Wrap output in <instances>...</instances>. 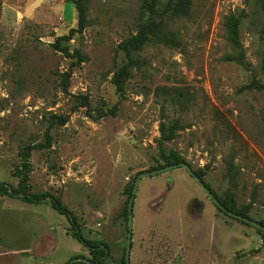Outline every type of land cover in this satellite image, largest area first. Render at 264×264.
I'll use <instances>...</instances> for the list:
<instances>
[{
  "label": "rangeland",
  "instance_id": "374dc122",
  "mask_svg": "<svg viewBox=\"0 0 264 264\" xmlns=\"http://www.w3.org/2000/svg\"><path fill=\"white\" fill-rule=\"evenodd\" d=\"M76 1L0 0V184L17 188L13 174L29 163L30 192L60 198L87 239L106 242L104 264H123L130 188L141 173L168 167L172 154L219 200L231 197L264 222V92L248 88L264 83V15L255 0H158L153 10L145 0H83L87 28L71 33ZM233 15L246 64L227 58ZM148 24L161 27L137 53L121 97L113 82L126 63L120 45ZM69 35L64 44L85 58L73 68L53 47ZM70 69L64 87L60 75ZM172 87L189 94L186 104L171 102L163 89ZM115 106L102 119L88 114ZM175 120V137L163 140L161 123ZM48 130L52 146L24 160L22 150L45 143ZM76 257L92 260L50 203L0 197V264ZM130 264H264V233L221 211L177 168L140 181Z\"/></svg>",
  "mask_w": 264,
  "mask_h": 264
},
{
  "label": "trees",
  "instance_id": "16d2710c",
  "mask_svg": "<svg viewBox=\"0 0 264 264\" xmlns=\"http://www.w3.org/2000/svg\"><path fill=\"white\" fill-rule=\"evenodd\" d=\"M158 0H145L144 5L153 10ZM76 8L79 14V27L77 30H71V33H83L84 30L87 28L88 19H87V9L86 5L83 0H77L75 2ZM255 7L257 11L264 15V0H255ZM247 17L245 11H243L242 17ZM240 26H241V18L238 16H231L226 23L227 27V34L228 40L233 46L234 53L228 55V60L230 62H237L240 64H246L245 55L243 52V47L240 41ZM161 27L160 24H148L144 25L138 32L137 35L132 36L128 40L124 41L120 48L125 53L126 56V63L123 64L114 74L113 82L116 86L117 92L123 97L125 93V86L127 80L130 78L132 71L134 68L138 67L139 61L136 59L137 53L141 51L153 34L157 33L158 29ZM72 39V35L63 36L56 40L53 44V47L56 51L61 52L66 58L72 59V68L74 66H78L81 62L85 60L83 56L77 52H72L69 47L64 44L69 42ZM61 76V83L64 87L68 86L70 83V79L72 77V70L70 69L68 72L63 73ZM248 88L264 92V83L255 82L248 86ZM168 94L172 103H182L186 104L188 99V93L181 88L172 87V88H165L163 89ZM81 104L84 107H89V101L87 97H80ZM117 106H115L112 110L106 111L105 109L101 108L97 110L96 115H92L90 111L88 114L91 119L98 120L102 119L108 115H115ZM58 119L57 117H55ZM61 124H65L63 120ZM170 125V124H169ZM180 128V121L175 120L168 126L165 123H161L160 131L163 140L170 141L175 137L176 131ZM52 146V138L50 136V130L47 131L45 135V143H41L38 145L30 146L26 149H23L21 154L24 160L30 158L31 154L35 150H44L50 148ZM183 159L176 154H172L167 159V165H180L183 163ZM182 168V167H179ZM14 177L19 178L18 187L15 188L9 184H0V197L7 196L12 199L20 200L26 204L31 205H38L43 203H50L53 209H55L60 215L67 217L69 220L72 231L73 237L81 243L85 248H87L92 256V262H97L99 264H104L105 260L108 258L109 254V247L106 242L102 240H91L87 239L82 231V228L77 220V218L70 212V210L63 204L60 198H57L50 193H31L29 188V181H30V164L25 162L22 165V168H18L17 171L13 174ZM134 187L132 186L129 190V197L128 202L132 198ZM222 204L230 211H233L241 216L248 217V209L242 208L239 209L235 203V200L231 197H227L224 200H221ZM129 206V205H128ZM128 214V213H127ZM242 222V221H241ZM244 224H247L243 222ZM258 223L264 226L263 221H259ZM248 225V224H247ZM263 232L262 230H259ZM126 256V253H125ZM78 258V257H76ZM73 264H86L84 262H76ZM123 264H126V258L123 259Z\"/></svg>",
  "mask_w": 264,
  "mask_h": 264
},
{
  "label": "water",
  "instance_id": "95a60500",
  "mask_svg": "<svg viewBox=\"0 0 264 264\" xmlns=\"http://www.w3.org/2000/svg\"><path fill=\"white\" fill-rule=\"evenodd\" d=\"M179 167L185 168L189 171V173L192 175V177L194 178V180L198 183V185L205 191V193L208 195V197L214 202V204L224 213L228 214L229 216L238 219L242 222L247 223L248 225L262 230L264 231V226L260 223H258L257 221L252 220L251 218H247L244 216H241L233 211L228 210L223 204L222 202L216 197V195L211 191L210 188H208L205 183L202 181V179L200 177H198L196 175V173L190 168V166H188L185 163H181L180 165H171L168 166L162 170H153V171H146L141 173L138 178L135 181V185H134V189H133V193H132V198L129 201V208H128V239H127V247H126V264H130L131 261V250H132V244H133V208H134V202H135V198H136V193L140 184V181L144 178L147 177H151V176H156L162 172L165 171H170V170H174L177 169ZM169 181V180H168ZM170 183V182H169ZM171 185V184H170ZM76 262H84L86 264H99L97 262H92L91 260H88L86 258H74L71 261H69L66 264H73Z\"/></svg>",
  "mask_w": 264,
  "mask_h": 264
},
{
  "label": "crops",
  "instance_id": "0c3cea01",
  "mask_svg": "<svg viewBox=\"0 0 264 264\" xmlns=\"http://www.w3.org/2000/svg\"><path fill=\"white\" fill-rule=\"evenodd\" d=\"M25 250V249H24ZM23 250H15V251H12V252H10V254H12L11 256H14V255H17L18 254V252H19V254L18 255H21V254H24V253H20V252H22ZM27 253H29L28 255H30V254H33L32 252H30V249H29V252H27ZM2 255H4V256H6L5 254L6 253H1ZM11 256H9V257H11Z\"/></svg>",
  "mask_w": 264,
  "mask_h": 264
},
{
  "label": "flooded vegetation",
  "instance_id": "af4514ba",
  "mask_svg": "<svg viewBox=\"0 0 264 264\" xmlns=\"http://www.w3.org/2000/svg\"><path fill=\"white\" fill-rule=\"evenodd\" d=\"M82 258V257H81Z\"/></svg>",
  "mask_w": 264,
  "mask_h": 264
}]
</instances>
